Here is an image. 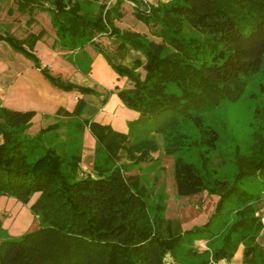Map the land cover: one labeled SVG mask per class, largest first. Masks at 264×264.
Masks as SVG:
<instances>
[{
	"label": "trees",
	"instance_id": "16d2710c",
	"mask_svg": "<svg viewBox=\"0 0 264 264\" xmlns=\"http://www.w3.org/2000/svg\"><path fill=\"white\" fill-rule=\"evenodd\" d=\"M68 2L10 0L7 13L15 10L22 16L27 15L26 22L31 24L36 11L50 9L54 11L52 19L57 35L67 38L70 45L94 43L97 36L112 35L123 56L131 49L139 51L145 62L135 58L131 66L121 65V62L113 64L131 83L129 88L118 91L120 99L146 116L172 111V124L157 129L166 132V138L178 117L191 118L200 134L199 145L214 148L215 132L207 129L200 116L192 115V111L217 106L223 100H236L245 89L247 77L261 70L264 0L114 2L118 11L122 2H129L135 16L161 38L159 43L144 34L120 30L110 13L106 20L100 14L91 18L82 12L77 1ZM184 28L190 31L185 32ZM40 35L41 32L29 33L21 39L8 30H0V41L32 60L53 83L54 78L46 73V67L41 66L34 54ZM166 48L170 49L169 53L162 55ZM139 67L144 70L143 77L136 71ZM170 84L175 85L179 93L169 91ZM61 87L93 92L90 87L76 83ZM78 109L79 106L75 112ZM34 115L33 110L0 106V196L27 204L35 195L30 210L39 219V226L34 230L17 237L0 238V264H164L166 254L175 258L183 242L209 231L213 218L225 210V214L235 213L236 216L229 230L251 232L257 229V224L253 225L256 209L251 205L252 195L242 188L240 181L252 176L264 182V152L263 157H256L253 163L252 159L246 165L239 157V170L231 182L211 178L210 171H203L193 162L177 156L174 180L178 196L195 195L202 190L217 195L208 221L181 231L178 222L150 217L141 191L144 187L137 176H125L118 167L110 168L105 175H80V155H59L48 146L51 139L43 141V135L52 127L41 129L33 137L25 136L23 131ZM116 135L114 139L98 137L105 144L102 151L106 154L119 155L124 148L123 141ZM182 145L176 135H172V142H167L165 149L167 153L180 151ZM140 148L136 151L140 152ZM142 158L141 153L137 159ZM235 205L240 207L235 209ZM230 238L228 231L222 245L212 254L214 261L232 258L241 240L227 248ZM255 251L254 245L244 247L242 264H264V252Z\"/></svg>",
	"mask_w": 264,
	"mask_h": 264
},
{
	"label": "rangeland",
	"instance_id": "374dc122",
	"mask_svg": "<svg viewBox=\"0 0 264 264\" xmlns=\"http://www.w3.org/2000/svg\"><path fill=\"white\" fill-rule=\"evenodd\" d=\"M64 1L66 4L69 3L68 0ZM70 1H77L82 6V12L85 11L91 18L100 14L102 19L106 20V15L110 13L115 26L120 30L144 34L146 38L156 43L161 41L158 35L152 33L146 24L135 16L133 6L129 2H122L118 11V8L116 10L114 8L116 0ZM146 1L155 3L168 0ZM9 3L10 0H0V30H8L10 34L21 39L26 38L29 33L41 32L39 40L44 45L42 52H46V49L57 52L56 59L45 65L46 73L54 78V82L51 83L42 75L57 89L56 98L59 106L55 109V114L42 109L41 101L37 98H43L45 93L33 92L39 88L35 85L32 89L33 81L30 89L22 86L14 88L6 100L0 102V106L35 111L23 134L33 137L41 129L52 127L51 131H46L47 133L43 135V141L51 139L47 142L50 143L48 146H52L59 155L69 157L80 155L78 162L80 175H105L110 168L118 167L123 169L125 176H137L144 187L141 191L152 219H170L174 223L178 222L180 230L185 231L204 224L214 212L217 201L215 194L202 190L195 195H177L174 180V163L177 156L187 162H193L203 171H210L211 178L228 182L233 181L239 170L237 164L239 157L243 165L252 159L253 163L256 157H263L264 64L258 73L247 77L245 89L236 100H223L217 106L192 111V115L200 116L201 123L207 126V129H212L217 136L214 148L209 149L199 145L200 134L191 118L178 117L166 138L164 135L167 133L157 129L162 125L172 124L174 120L172 111L165 110L157 115L146 116L127 106L120 99L118 91L129 88L131 83L113 64L121 62V65L131 66L135 58L145 62L142 53L131 49L123 56V51L116 48L115 36L112 35L97 36L93 39L94 43L86 41L70 45L67 38L57 35L56 27L53 26V10L36 11L33 15L34 21L27 24V15H23L22 19L15 10L7 13ZM183 31L190 30L184 28ZM17 32L21 34L23 32L24 37L18 36ZM3 43L0 44L8 45L5 41ZM169 51L170 49L166 48L161 54L165 55ZM34 54L36 55L35 52ZM36 56L40 57L38 53ZM39 62L45 67L40 59ZM136 71L141 77L144 76L142 67ZM69 83L90 87L93 92L61 87ZM14 84L19 85L20 81L16 80ZM168 90L179 93L173 84L168 86ZM77 106L79 109L75 112ZM114 134H117L118 140H122L124 144L119 155L103 152L105 144L98 139V137L102 139L103 136L114 139ZM172 135H176L177 140L183 145L180 151L167 153L165 146L167 142H172ZM140 143L144 145L139 146ZM137 147H141L140 152L136 151ZM96 149L98 150L95 154ZM86 150L89 153L85 154ZM138 153L143 154L141 161L137 159ZM137 161L138 163H135ZM240 185L252 195L251 205L256 209L253 225L257 224L259 231L229 230L236 216L235 213L225 214V210L213 218L209 231L183 242L176 251L175 258L166 254L164 264H239L242 261L244 247L254 245L256 253L261 250L264 252V182L249 176L242 178ZM34 199L35 195L27 204H23L13 197L0 196V238L17 237L39 226V219L30 210ZM238 207L240 206H234L235 209ZM228 231L231 238L226 245L227 248L241 241L237 244L238 247L231 259L214 261L212 254L222 245Z\"/></svg>",
	"mask_w": 264,
	"mask_h": 264
},
{
	"label": "crops",
	"instance_id": "0c3cea01",
	"mask_svg": "<svg viewBox=\"0 0 264 264\" xmlns=\"http://www.w3.org/2000/svg\"><path fill=\"white\" fill-rule=\"evenodd\" d=\"M20 18L23 19V16L21 15ZM22 19L20 20L22 21ZM18 32V36L24 37L23 32L22 34ZM0 43H3V41H0ZM0 46H2L0 47V102L2 100H6L7 95L11 94L13 89L17 88L18 86H22L26 89H30V87L32 88L31 81H33L34 83L32 89H34L35 85L39 87L34 89L33 92L45 93L43 98H37L41 101L42 109L50 112V114H55L54 111L59 106V101L56 98L58 95L57 89L51 86L48 80L42 75L40 68H36L34 66L32 60L26 58L21 53L16 52L9 47L11 49L10 50L6 44H0ZM43 46L44 45L43 43L41 44V40H37L34 46V52L36 55L38 53L40 56L38 58L41 60L42 65L45 66L47 63L56 59L58 55L57 52L52 49H46V52H42ZM16 80L20 81L19 85L14 84ZM115 99L116 97H114V101H116ZM86 153H89V151L86 150L85 154ZM239 264H242V261Z\"/></svg>",
	"mask_w": 264,
	"mask_h": 264
}]
</instances>
